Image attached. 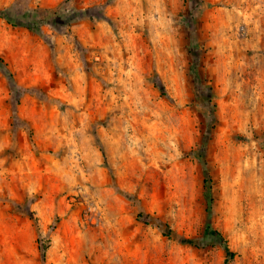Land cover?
Here are the masks:
<instances>
[{
	"label": "rangeland",
	"instance_id": "1",
	"mask_svg": "<svg viewBox=\"0 0 264 264\" xmlns=\"http://www.w3.org/2000/svg\"><path fill=\"white\" fill-rule=\"evenodd\" d=\"M154 2L126 0L109 15L116 0H83L69 9L90 17L69 24L63 42L0 23V40L15 36L0 58L19 86L18 100L0 69V264H225L223 246L204 238L205 179L212 225L235 253L228 264H264V157L229 155L225 166L217 147L199 153V136L185 150L186 134L178 160L168 147L179 138L190 69L209 89L211 125L196 126L205 141L247 145L264 135V17L243 22L258 0H196L192 9L177 0L176 15L195 29L180 37L184 83L171 89L154 68L165 56ZM171 11L166 3L160 16ZM189 184L196 224L162 222L165 209L179 212Z\"/></svg>",
	"mask_w": 264,
	"mask_h": 264
},
{
	"label": "clouds",
	"instance_id": "2",
	"mask_svg": "<svg viewBox=\"0 0 264 264\" xmlns=\"http://www.w3.org/2000/svg\"><path fill=\"white\" fill-rule=\"evenodd\" d=\"M82 2L83 0H0V23H3V20L6 19L17 29H24L25 31L30 30L33 33L44 35L45 37L50 38L53 42L57 40L63 42L64 34L67 31L69 16L71 15V13L67 12L66 9L72 8L73 5L81 4ZM195 2L196 0H188V7L192 9ZM241 2L243 3L244 0H241ZM166 3L172 7V11L166 13V18H163L160 16V13L164 12ZM125 5L126 0H116V7L110 8L108 14L111 15L113 12L119 13L120 7ZM176 7L177 0H155V2L152 3L153 14L158 17L156 24H158L159 27L164 30L162 34V51L165 53L163 59H160L159 57L156 58V64L154 65V68L155 71L160 74L161 78L165 79L166 81H170L168 84L170 89L177 80L180 81L181 85L184 83L183 74L179 73L177 70V64L183 63L180 37L182 34L193 32L195 29V25H192L191 27H186L184 25L183 19L176 15ZM256 9L259 11L249 14L243 22L256 24L260 17H264V0H258V2H256ZM193 15H196L195 10H193ZM189 23H191V18L189 19ZM169 33L172 35L170 36ZM13 41H15V36L5 33L3 40H0V51H3L4 48L16 46L13 44ZM241 63H243V61H241ZM192 71L193 70L191 69L189 70V87L185 90L184 96L177 100L178 109L183 111L185 116L177 122V127L180 128L177 143L168 146L170 152L172 153V158L178 160L181 157V151L177 149L179 147V142L185 139V134L188 137V141L184 145L185 150L191 149L194 145H196V138L199 136L201 137V142L199 145H197L199 153L207 157L212 148L217 147V155L220 153H225L223 157L225 166H227V158L229 155L235 154L244 158L248 156L249 152H251L253 160L255 159L256 155H261L264 157V151H260L261 149H264V135H261L260 140L257 142L249 140L247 145L229 143L228 145L216 146L203 139V137L208 134L207 129H197L196 126L202 123L211 125V106L204 100L205 97L209 96V89L202 80L198 81L196 76L191 74ZM195 71H200L198 65L195 67ZM149 72H151V69ZM155 82L158 86L163 87V85L160 84L159 79ZM138 83H140V81H138ZM143 83L146 84L147 81H144ZM172 90L174 91V89ZM238 90L239 86L237 87V91ZM169 94L171 95V92ZM189 96L191 97L190 101L188 100ZM186 102L190 103V109L185 108ZM252 111L254 114V107ZM205 112L208 113L207 118L203 115ZM221 118L223 119V117ZM245 123H247V121H245ZM182 125H187V127H182ZM256 126L257 125L255 122L249 125L251 128H256ZM260 127L261 130L264 131V114L261 116ZM112 131V129H109L108 132H102L100 136V142L105 143L110 140L111 137L109 132ZM88 141L91 142V137L88 138ZM112 142L115 143V141ZM133 143H135V141H133ZM195 155L196 154L193 152H188L189 159H194ZM85 159V156L80 157V160L82 161ZM162 162H171V158L169 161ZM261 163L262 168L260 171L261 175L264 176V159H262ZM99 164L100 160L97 154L96 165L99 166ZM150 166L151 165H149V167ZM201 168H203L202 163ZM249 170L251 174L255 176L256 170L254 164H250ZM95 175H100L98 167ZM88 180L91 182L92 177H88ZM122 191H124L129 196L135 195L134 188L122 189ZM185 192L186 196L179 206V212L173 215L172 213L168 212L167 209H165L162 222H167L168 218L171 217L174 226L177 228L187 225L191 229L192 226L196 224L197 217L194 211L191 184H189V187L185 190ZM257 194L260 195L262 200H264V191ZM174 203H176L175 200L168 202V208H170ZM216 211H218V209ZM196 242L203 243V240L198 239Z\"/></svg>",
	"mask_w": 264,
	"mask_h": 264
},
{
	"label": "trees",
	"instance_id": "3",
	"mask_svg": "<svg viewBox=\"0 0 264 264\" xmlns=\"http://www.w3.org/2000/svg\"><path fill=\"white\" fill-rule=\"evenodd\" d=\"M67 12H70L71 15L69 16V21H68V25L75 23L77 21H80L86 17H90V13L89 10H72V9H66ZM5 21L11 25L6 19ZM67 25V26H68ZM12 27L16 28L15 26L11 25ZM30 31V30H29ZM32 32V31H31ZM0 69L4 72L8 82L10 83L14 96L19 100V86L16 82V79L14 77V74L12 73V71L9 69L8 64L5 62V60H3L2 58H0ZM208 180L205 179L204 180V192L206 194V196L209 198V201L207 203V207H206V213H207V222H206V226H205V232H204V238L205 239H211V240H215L217 241L219 244H221L224 248L225 251V264H228L231 260L234 259L235 257V253L233 251H231V249L228 246V242L227 240L224 238V236L222 235V233L220 231H218L217 229H215L212 225V208H213V199H212V193H211V187H207L208 186ZM186 244H191L194 245L196 244L194 241L192 240H185ZM197 246V245H196ZM40 250H42V252L44 253L46 251V247H44L43 245L40 246Z\"/></svg>",
	"mask_w": 264,
	"mask_h": 264
}]
</instances>
